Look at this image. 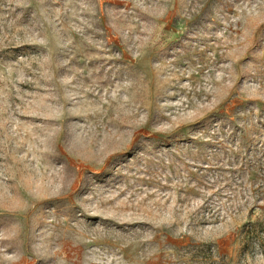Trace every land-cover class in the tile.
<instances>
[{"label": "rangeland", "instance_id": "obj_1", "mask_svg": "<svg viewBox=\"0 0 264 264\" xmlns=\"http://www.w3.org/2000/svg\"><path fill=\"white\" fill-rule=\"evenodd\" d=\"M264 0H0V264H264Z\"/></svg>", "mask_w": 264, "mask_h": 264}, {"label": "trees", "instance_id": "obj_2", "mask_svg": "<svg viewBox=\"0 0 264 264\" xmlns=\"http://www.w3.org/2000/svg\"><path fill=\"white\" fill-rule=\"evenodd\" d=\"M249 228H248V234L249 235H256V230L258 228H262V226H264V224H262V222L256 221L254 223H250L249 224Z\"/></svg>", "mask_w": 264, "mask_h": 264}]
</instances>
